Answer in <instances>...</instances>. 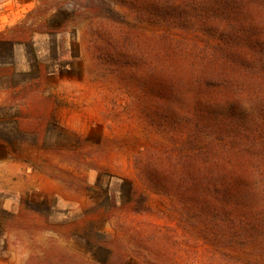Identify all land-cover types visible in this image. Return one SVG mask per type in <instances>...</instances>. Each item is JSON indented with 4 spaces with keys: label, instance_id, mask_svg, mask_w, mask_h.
<instances>
[{
    "label": "rangeland",
    "instance_id": "1",
    "mask_svg": "<svg viewBox=\"0 0 264 264\" xmlns=\"http://www.w3.org/2000/svg\"><path fill=\"white\" fill-rule=\"evenodd\" d=\"M89 1L0 0V264H263L261 239L231 249L200 225L179 231L180 204L139 180L136 156L175 145L147 124L129 79L98 57L97 38L111 29L84 10ZM100 1L164 33L118 0L92 3ZM169 33L203 46L215 40L210 27L190 23ZM251 127L264 152V124ZM17 172L26 185L19 202L2 185ZM35 173L67 193L52 185L58 196L45 201ZM131 187L145 196L138 212L126 205Z\"/></svg>",
    "mask_w": 264,
    "mask_h": 264
},
{
    "label": "trees",
    "instance_id": "2",
    "mask_svg": "<svg viewBox=\"0 0 264 264\" xmlns=\"http://www.w3.org/2000/svg\"><path fill=\"white\" fill-rule=\"evenodd\" d=\"M118 1L164 29L147 33L103 1L84 5L111 29L97 38L98 57L129 79L147 124L175 145L136 156L139 180L180 204L182 233L200 225L231 249L264 241V152L251 132L264 124V0ZM187 23L210 27L215 40L203 46L169 33ZM138 202L145 196L131 187L126 205L138 212Z\"/></svg>",
    "mask_w": 264,
    "mask_h": 264
},
{
    "label": "crops",
    "instance_id": "3",
    "mask_svg": "<svg viewBox=\"0 0 264 264\" xmlns=\"http://www.w3.org/2000/svg\"><path fill=\"white\" fill-rule=\"evenodd\" d=\"M4 153L6 154V156L4 157V159H6V162L8 161L7 155L10 156V152L6 150H4ZM28 171H30V169H26L24 172V175L26 177H30V175L27 173ZM23 172H17L12 174V177H16L17 180H12V181H6L4 184H2L4 186V191L7 193H11L12 195H14L13 197L18 199L17 201L19 202V199L21 197V195L24 193L22 190H24L26 187V185L23 183V181H19L20 179H23V177L18 174H22ZM33 176L36 177V179L38 180L39 183V187L36 188V190H39L41 192V196L42 198L45 199L49 198L51 199L53 196H58V195H53V190L51 189L50 186L55 185L58 190L60 192H64L65 194L67 193V188L60 182V181H55L53 179H50L46 174H42V173H35ZM6 177H9L8 175ZM12 182V183H11ZM11 183V184H10ZM28 184H32L31 180ZM48 186V187H47ZM61 198V197H60Z\"/></svg>",
    "mask_w": 264,
    "mask_h": 264
}]
</instances>
